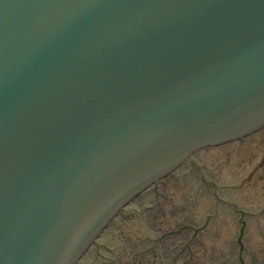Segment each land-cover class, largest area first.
Returning a JSON list of instances; mask_svg holds the SVG:
<instances>
[{
	"label": "water",
	"instance_id": "obj_1",
	"mask_svg": "<svg viewBox=\"0 0 264 264\" xmlns=\"http://www.w3.org/2000/svg\"><path fill=\"white\" fill-rule=\"evenodd\" d=\"M264 124V0H0V264H74L188 154Z\"/></svg>",
	"mask_w": 264,
	"mask_h": 264
},
{
	"label": "rangeland",
	"instance_id": "obj_2",
	"mask_svg": "<svg viewBox=\"0 0 264 264\" xmlns=\"http://www.w3.org/2000/svg\"><path fill=\"white\" fill-rule=\"evenodd\" d=\"M191 159L196 169L185 162L135 198L77 264H264V128Z\"/></svg>",
	"mask_w": 264,
	"mask_h": 264
}]
</instances>
